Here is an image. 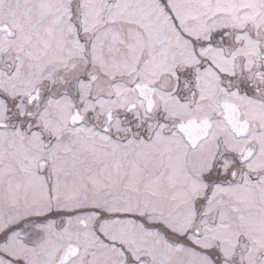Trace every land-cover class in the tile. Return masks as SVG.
<instances>
[{"label": "snow or ice", "instance_id": "6c2138e0", "mask_svg": "<svg viewBox=\"0 0 264 264\" xmlns=\"http://www.w3.org/2000/svg\"><path fill=\"white\" fill-rule=\"evenodd\" d=\"M0 264H264V0H0Z\"/></svg>", "mask_w": 264, "mask_h": 264}]
</instances>
